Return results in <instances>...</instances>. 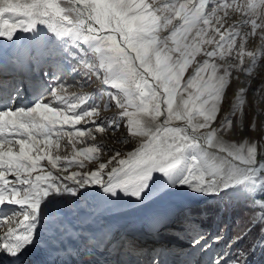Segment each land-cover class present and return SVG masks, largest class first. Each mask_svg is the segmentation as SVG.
I'll return each mask as SVG.
<instances>
[{"label":"snow or ice","instance_id":"6c2138e0","mask_svg":"<svg viewBox=\"0 0 264 264\" xmlns=\"http://www.w3.org/2000/svg\"><path fill=\"white\" fill-rule=\"evenodd\" d=\"M257 8L264 9V0L258 4L252 0L244 4L235 0H0V37L12 41L17 30L33 33L32 50L54 69L50 87L33 86L35 99L29 107H14L19 88L5 94L0 83V228L6 226L0 233V251L19 257L37 242L42 229L58 230L61 198L76 197L89 185H100L109 198L123 195L137 204L149 196L156 199L157 180L164 187H187L206 196L218 197L237 188L244 197L257 189L264 192V145L225 140L233 127L235 106L215 123L232 70L251 76L259 59L256 51L245 50L249 36L259 35L264 45V18ZM229 10L243 18L225 28ZM5 14L11 15L5 18ZM38 25H46L53 35L36 32ZM248 26L250 31H243ZM209 29L214 35L209 36ZM162 31L169 34L161 37ZM69 44L83 49V55L74 56ZM203 44L214 47L204 50ZM233 52L237 63H216L217 57L223 60ZM201 53L207 59L196 64L185 80L184 73ZM69 58L77 64L65 63ZM78 76L85 80L81 88L94 77L104 87L92 96L68 97L72 85L64 78L75 81ZM246 92L241 88L237 93L241 105ZM54 102L60 107H53ZM113 105L120 110L118 115H101ZM160 117L163 120L156 123ZM81 121L91 127L76 128ZM121 121L129 135L146 138L139 147L122 158L116 151L108 164L100 163L94 171L59 174L73 163L84 167L76 157L91 160L104 148L96 144L76 151L58 168L61 157L53 156L51 148L58 149L61 139L68 137L71 143L72 137L87 134L94 140L93 130L115 133ZM13 145L19 146L18 151H13ZM44 159L57 173L41 166ZM112 161L116 166L105 173ZM253 202L264 207V201ZM185 215L187 228L195 233L192 244L206 250L207 243L201 245L206 236L191 220V213ZM254 226L249 219L233 239L244 238ZM259 242L264 244V239ZM222 262L223 257H217L212 264ZM152 264L160 261L153 257Z\"/></svg>","mask_w":264,"mask_h":264},{"label":"rangeland","instance_id":"374dc122","mask_svg":"<svg viewBox=\"0 0 264 264\" xmlns=\"http://www.w3.org/2000/svg\"><path fill=\"white\" fill-rule=\"evenodd\" d=\"M248 2L249 0H235L236 4H244ZM252 2L258 4L259 0H252ZM257 12L262 18H264V9L257 8ZM10 15L11 14H7L6 15L7 18H9ZM242 18L243 17L239 12H233L232 10H229V19L225 24V28H227L229 24L240 21ZM174 23H177V21H174ZM20 31L21 30H17L16 33ZM44 31H45L44 29L41 30L40 34L44 35ZM243 31L245 32L250 31V26L244 28ZM194 32H195V29H193V33ZM258 32H259V29H258ZM168 34H169L168 31H162L160 33L161 37L167 36ZM28 35L30 36L29 33L27 34V36ZM212 35H214V33L211 31V29H209V36H212ZM189 39H191V36H189ZM216 39H219V37L216 36ZM240 42L241 40L238 37L237 46L239 45ZM169 43L171 42L169 41ZM68 47H69V50L73 52L74 56L78 57L80 55H83V49H77L71 44H69ZM212 47H214L213 44H203L202 45V48L204 50H210ZM245 50L257 52L258 57H259L257 64L254 67L253 73L251 76L246 75L242 71H237L234 69L232 70V76L228 84V87L225 89V96L220 106L221 110L217 115V121L215 123L216 125H218L220 120H222L226 114L231 112L235 106L236 115L233 117V127L228 133L225 134V137H224L225 140L229 143L241 144V143L248 142V143H254L258 145H264V45H262L259 35L254 36V37L249 36L247 42L245 43ZM235 57H236V52H233L231 56H226L225 59L223 60L217 57L216 63L224 64L225 66L231 65L233 63L238 62L235 59ZM204 59H207V57H205L202 53L195 57V60L192 62V64L187 68L186 72L184 73L185 80L188 78L189 74L192 73L196 64L202 63ZM77 62L78 61L76 59H72V58H69L68 60L65 61V63L67 64H77ZM244 62H245V65L249 63V58L246 55L244 57ZM48 68H49L47 71L48 75L45 77L46 80H44L43 79L44 76L41 75L40 79L36 81V83L43 84L45 87L51 86L50 81L52 80V72L54 71L51 65ZM15 78L16 77H13V76L10 77V82H9L10 89L15 90L16 88H19L21 94H25V93L29 94V99H31V101L29 102V105L31 106L32 102L35 99V97L31 94L32 92L31 84L29 86H26L24 83L25 81L23 82L22 80H19L18 85H16L17 81H15ZM64 79H66L68 83L72 85L71 87L67 89L66 95L68 97H71L73 94L81 95L82 93L88 96H92L93 94H96L98 89L104 87V85H102L101 83V80L95 77L90 82H87L86 86L83 88L79 87L80 84L85 83V80L82 77L78 76L75 81H73L71 77H65ZM241 88L247 89L246 94L242 97L244 101L242 105L240 104V101L237 99V93L239 92ZM52 106L60 107L58 102H54ZM18 107H25V105H20ZM119 111L120 110L115 105H113L111 108L105 111H102L101 115L104 117L110 118V117L118 115ZM145 119L147 120L148 118L145 117ZM162 120H163V117H160L158 118L156 123H159ZM253 122H255V128H253L252 126ZM120 123H121V127L115 133H113L112 131H106L104 133H99L93 130V134L95 135L94 140L91 137H89L87 134H85L83 138H79V139L76 137H72L71 143H69L70 138L68 137H64L63 139H61L59 142L60 147L58 149L55 148L54 146L51 148V154L53 156L59 155L61 157L60 161L58 162V168H62L63 164L66 163L65 158H67L68 160H71L74 157L76 151L83 150L84 148L91 147L96 144H102L104 145V148L100 150L98 154H93L94 158L91 160L84 159L83 157H76V159L83 161L84 167H79L77 164L73 163L72 166L68 168L67 172H64L61 170L59 174L63 176L73 171L81 172V173L94 171L98 168V165L100 163L108 164V161L115 155L116 151H119L121 153V157L119 158H122L128 152L136 149L137 147L140 146V144L144 142V140L146 139L145 137L129 135L128 128L124 126L125 121H121ZM173 123L176 125H182L183 122L173 121ZM75 127L76 128L91 127V125L88 124L86 121H81V123L77 124ZM65 128L66 130H71V126H65ZM119 141H122V142H119ZM41 147H44V145L41 144ZM18 148H19L18 145H13L14 151H18ZM46 151H48V149H46ZM33 154L35 155V153ZM40 164L45 170L51 169V165L48 163L47 159L40 161ZM115 165H116V162L112 161V164H109L108 167L104 170V172L106 173V171H108ZM51 170L54 172V174L57 173V169H51ZM161 186H162V183H160L159 188ZM169 188L170 187H166L165 188L166 190H164L163 192L159 191L160 193L157 191L156 192L157 194H154V196H156V199L168 197ZM94 191L93 190L87 191V189H82L81 193L78 194L76 197H72L71 195L64 196L63 198H61V202L58 205V210L62 206V203L71 202V204H73L74 209L76 211H79L80 218L87 217V221H91V218L88 219L90 216L100 217L102 215L104 216V214L109 215L113 211H118L120 208H124L128 206L127 200L128 202H132L130 198L126 199V197L123 195L118 196L116 198H109V197L103 198V195H104L103 192L94 193ZM240 192H241V189L237 188L235 196L228 195L225 193L226 194L224 195L225 200L223 201V203H221V206L224 205L223 208L228 207L227 211L231 213L232 208L234 206H237L238 203H244V206L248 212L249 217L251 218V221H254L253 223L255 224L261 219V215L264 214V207H261L259 203H254L253 200L264 201V192L257 189L253 191L249 197H244L240 195ZM207 197H211V196H203L201 198L203 200H200V201L206 202L204 198H207ZM214 201L215 199H209V200L207 199L208 203H211ZM205 202H200V203L203 204ZM192 204H195V203H192ZM223 208L221 207L218 211L205 210L204 212L205 213L208 212V213L204 215V212H203L202 215L208 221H209L208 217H211V216H213V220L216 219L217 221V219L221 217ZM183 211L185 212L188 210H183ZM234 214L237 215V220L240 219L241 215H242V218L245 217V215L242 214V209L240 205L235 208ZM113 216L115 215H112V218ZM191 217H192L191 220L195 223V225L198 226V230L203 232V234L206 236V239L215 240L216 237H219V239L220 237H222V234H221L222 232L220 230L218 231L216 226L214 228L209 229L210 227L209 228L204 227L203 225L199 223V218L203 219L204 217L199 216L197 214L191 215ZM187 220L188 219H184V218L182 220H178L177 223H180V225H185V226H181V229L185 227L187 228L186 226ZM260 223L264 224V220L261 219V221H259V224ZM102 227H104V225H102ZM2 229L3 228H0V230ZM186 231L188 232L189 230H186ZM260 236H261V233H260ZM233 238L234 237L230 239L231 242L228 245L225 244V246L222 245L213 250L214 257H212V261L217 257H223L222 264H230V262L234 261L230 256H228V254H230L231 252V248L233 247L236 241ZM262 239H264V237H262ZM210 242L211 240H208L206 243L208 244ZM219 251L222 253V255ZM250 251L251 249L247 251L243 257L241 256L242 260L239 262L241 264H244V263L248 264L249 262H250L249 264H260V261H261L260 257L258 258L260 247H258L255 253L251 251L252 258L249 261H247L244 258L246 256H249ZM210 264H212V262Z\"/></svg>","mask_w":264,"mask_h":264},{"label":"bare ground","instance_id":"6f19581e","mask_svg":"<svg viewBox=\"0 0 264 264\" xmlns=\"http://www.w3.org/2000/svg\"><path fill=\"white\" fill-rule=\"evenodd\" d=\"M7 15V14H6ZM5 18H7V16H5ZM45 30L44 31V35H48V36H52L53 34L52 33H50V32H48L47 31V26L46 25H38L37 26V28H36V32H39L40 33V31L41 30ZM30 34V36L28 35L27 36V41H26V48L28 49H32V41H31V39H30V37L33 35V33H29ZM15 36H16V33H15ZM135 150V149H134ZM134 150H132V151H134ZM132 151H130V152H132ZM129 153V152H128ZM116 166V165H115ZM108 171H110V169L108 170ZM108 171H106V173L108 172ZM105 179H106V176H105ZM160 183H161V181L160 180H157V183H156V186L153 188V195L154 194H157L156 192H157V190H158V188H159V186H160ZM163 185V184H162ZM99 186V188H101V186L100 185H98ZM85 189H87V187L85 188ZM166 190V189H165ZM87 191H89L88 189H87ZM94 191V190H93ZM96 192H103L102 191V188L101 189H96L95 190ZM94 191V192H95ZM168 191H169V195H168V197H166V198H161V199H153L152 198V196H149V198L151 197L152 198V200L154 201V202H156L157 204H158V208H162L161 207V204L162 203H164V204H168V203H175V204H178V205H182L184 202H190V201H197V200H203V199H201L203 196H206V195H202V194H198V193H195V192H193V191H190L187 187H170L169 189H168ZM234 191V193H235V189H229L228 191H226V192H233ZM161 192V191H160ZM159 192V193H160ZM163 192V191H162ZM222 193H225V192H222ZM221 193V194H222ZM191 195V196H190ZM173 196V197H172ZM158 197V196H157ZM211 197H213V196H211ZM211 197H207V198H204V200H207V199H209V198H211ZM171 198V199H170ZM173 198V199H172ZM197 198V199H196ZM130 200H132V202H134L135 200H133V199H131L130 198ZM135 204H137L136 202H135ZM134 208V207H133ZM115 217H117V214L115 215ZM114 217V218H115ZM112 223H110V225H111ZM101 228H102V233L103 234H105V232H107V227H102L101 226ZM84 232L83 233H85V234H87L88 232H86V230H84V229H82ZM51 232V230H41V234L40 235H42L43 233H50ZM80 233H82L81 231H80ZM48 236L50 237V238H52L53 237V235L52 234H48ZM89 241L90 242H92V243H94V244H101L102 243V240L101 239H97V238H90L89 239ZM107 241H109V242H111V240H110V238H107Z\"/></svg>","mask_w":264,"mask_h":264},{"label":"trees","instance_id":"16d2710c","mask_svg":"<svg viewBox=\"0 0 264 264\" xmlns=\"http://www.w3.org/2000/svg\"><path fill=\"white\" fill-rule=\"evenodd\" d=\"M241 206V209H242V214H244L245 215V217H243L242 218V215H241V217H240V219L239 220H237V215L236 214H234V211H235V208L237 207V206ZM209 206L214 210V211H218L219 209H220V207L219 206H217V204L216 203H210L209 204ZM237 206H234L233 208H232V211H231V215H232V222H231V224H229V227L231 228L230 229V232H231V234H233V235H237L238 233H239V230L241 229V228H243V227H245V222L246 221H248L249 219H251L250 217H249V215H248V212H247V210H246V208H245V206H244V203H238L237 204ZM210 208V209H211ZM227 208L228 207H225V209H224V211H223V214H225V215H223V217H222V219H221V221H220V225H222V226H226V224H225V216L227 215ZM211 219H213V216H211ZM260 221V220H259ZM259 221L258 222H256L255 223V226L252 228V231L248 234V235H246L244 238L246 239V248L249 246V244L257 237V235L259 234V229H260V227L262 226L261 224H263V223H260L259 224ZM254 221H252V223H253ZM241 231V230H240ZM247 241H249V242H247Z\"/></svg>","mask_w":264,"mask_h":264}]
</instances>
